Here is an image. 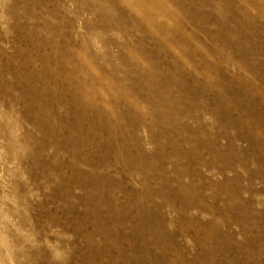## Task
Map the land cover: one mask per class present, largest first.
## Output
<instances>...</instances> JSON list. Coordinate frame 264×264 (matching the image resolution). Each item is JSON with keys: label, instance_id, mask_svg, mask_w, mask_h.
<instances>
[{"label": "rangeland", "instance_id": "obj_1", "mask_svg": "<svg viewBox=\"0 0 264 264\" xmlns=\"http://www.w3.org/2000/svg\"><path fill=\"white\" fill-rule=\"evenodd\" d=\"M0 264H264V0H0Z\"/></svg>", "mask_w": 264, "mask_h": 264}]
</instances>
